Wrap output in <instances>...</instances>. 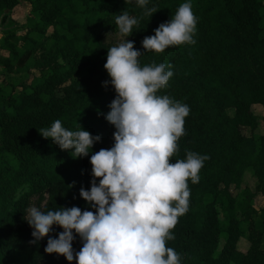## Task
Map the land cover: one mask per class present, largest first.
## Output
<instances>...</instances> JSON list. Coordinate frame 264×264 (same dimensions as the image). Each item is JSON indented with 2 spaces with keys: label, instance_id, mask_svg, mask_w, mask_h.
Instances as JSON below:
<instances>
[{
  "label": "trees",
  "instance_id": "16d2710c",
  "mask_svg": "<svg viewBox=\"0 0 264 264\" xmlns=\"http://www.w3.org/2000/svg\"><path fill=\"white\" fill-rule=\"evenodd\" d=\"M24 1L32 11L19 36L12 14L22 2L0 0V21L11 27L0 40L6 53L0 63L30 73L41 49L45 68L11 88L0 87V264H69L45 252L47 237L30 243L35 238L24 216L33 197L45 202V212L61 206L95 211L80 189L91 188L92 152L115 143L116 129L106 115L116 93L110 83L104 86L111 78L101 68L107 59L104 34L118 30L116 15L123 11L138 19L129 38L142 52L141 66L170 64L174 75L161 94L190 109L172 162L189 151L207 157L199 181L188 182V211L167 246L181 254L182 264H264V210L254 207L255 194L264 197V134H255L259 118L253 112L254 106L264 110V0H149L152 15L137 0ZM186 2L197 17L195 43L146 51L143 39ZM84 71L88 76L76 79ZM56 119L68 130L82 125L101 141L89 156L75 158L39 132ZM248 170L259 183L257 193L246 189L236 198L231 188L240 186ZM62 231L54 227L52 235ZM243 239L251 245L247 253L238 250ZM82 246L76 235L74 250Z\"/></svg>",
  "mask_w": 264,
  "mask_h": 264
},
{
  "label": "clouds",
  "instance_id": "9594fccd",
  "mask_svg": "<svg viewBox=\"0 0 264 264\" xmlns=\"http://www.w3.org/2000/svg\"><path fill=\"white\" fill-rule=\"evenodd\" d=\"M148 2L137 0V5L145 8V15H152L156 9L147 8ZM115 23L119 33L129 37L138 19L123 11ZM196 25L192 4L183 3L170 21L143 39L142 46L163 53L171 46L194 44ZM141 55L128 39L107 49L104 68L111 79L104 86L110 83L116 97L106 120L116 129L114 146L92 152L101 137L82 125L68 130L60 119L39 130L75 158L92 152L91 188H81L80 196L95 211L61 206L45 212L33 205L24 216L33 228L35 239L30 243L47 237L45 252L62 255L69 264H182L181 254L167 245L175 239L172 230L178 218L188 211V182L199 181L207 157L189 151L186 159L172 162L190 109L161 94L174 75L168 70L172 66H141ZM54 227L63 229L58 238L52 235ZM76 235L83 242L79 251L73 248Z\"/></svg>",
  "mask_w": 264,
  "mask_h": 264
},
{
  "label": "rangeland",
  "instance_id": "374dc122",
  "mask_svg": "<svg viewBox=\"0 0 264 264\" xmlns=\"http://www.w3.org/2000/svg\"><path fill=\"white\" fill-rule=\"evenodd\" d=\"M20 1L22 2V4L19 7H17L16 10L14 11V13L12 14V20L15 22V25L12 26V28L17 31V35L22 36L26 33V31L23 29V27H25L27 25V21L31 16L32 7L30 4H28L24 0H20ZM10 28L11 27H8L7 23H2L0 21V40L3 38L5 30H8ZM126 39L133 41L131 38L121 35L118 30L108 31L104 34L103 42H104L106 48L108 49L112 46L118 45L120 42H122ZM42 53H43V51L41 49H39L36 53L35 58H36V61L39 62V64L36 67L37 69L38 68H41V69L45 68V65L41 64L42 63V58H41ZM2 55L6 56V53L0 52V58ZM37 69L32 68L30 73H28L27 71L22 72V73H16V67H13L11 70H7L2 65V63H0V87L11 88L17 82L26 80V78H28V76L30 74L38 75V72L35 71ZM101 73L104 75H108V73L104 67L101 68ZM87 76H88V72L84 71L80 75H78L76 77V79L85 78ZM253 112L259 118V126H258V129L255 131V134L256 135H262V134H264V124H263L264 110L260 106H254ZM230 114L232 115V114H234V112L231 111ZM244 133L247 136H251L253 134L249 130H245ZM1 143H2V140H1V136H0V145H1ZM258 185H259V183L257 182V179L254 178L253 173L248 170L245 172V174H244V176L240 182V186L239 187H237V186L232 187L231 193L236 198L239 195H241L242 192L245 191L246 189L251 190L253 192V194H255V193H257V186ZM255 195H256V197L254 198L255 209L257 211L264 210V197L261 196L260 194H255ZM47 198H48V196H46V199ZM238 199H240V198H238ZM39 202H40V197L35 196L32 198V201H31L32 205L31 206H33V205L37 206L43 211V209L45 207V202L42 205H40ZM239 218L242 219L241 216H239ZM31 229L33 230L32 227H31ZM224 244H225L224 242H221L220 248H222L224 246ZM250 247H251L250 243L245 239L241 240L238 243V250H240L243 253H247L249 251ZM263 247H264V242H263ZM42 264H45V263H42Z\"/></svg>",
  "mask_w": 264,
  "mask_h": 264
}]
</instances>
